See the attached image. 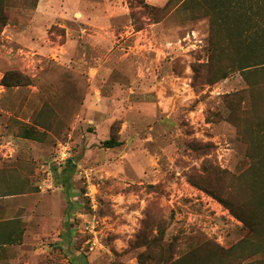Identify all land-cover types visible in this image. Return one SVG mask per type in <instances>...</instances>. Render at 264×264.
<instances>
[{
    "label": "rangeland",
    "instance_id": "1",
    "mask_svg": "<svg viewBox=\"0 0 264 264\" xmlns=\"http://www.w3.org/2000/svg\"><path fill=\"white\" fill-rule=\"evenodd\" d=\"M7 12L0 76L17 70L29 81L0 91V143L14 155L0 159L7 168L24 157L11 151L20 139L38 149L21 164L33 168L30 189L59 192L66 214L26 246L0 247V264H140L136 236L147 216L164 221L176 257L206 238L229 247L245 236L229 209L188 180L206 159L233 172L247 165L221 102L245 87L242 76L193 83L192 64L206 59L207 18L182 8L154 17L134 0H39L35 8L19 0ZM28 126L36 139L22 136ZM114 132L121 143L105 147ZM62 144L70 149L58 161ZM29 181L0 177V193L25 191Z\"/></svg>",
    "mask_w": 264,
    "mask_h": 264
},
{
    "label": "trees",
    "instance_id": "2",
    "mask_svg": "<svg viewBox=\"0 0 264 264\" xmlns=\"http://www.w3.org/2000/svg\"><path fill=\"white\" fill-rule=\"evenodd\" d=\"M18 1L0 0V33L8 23V7ZM23 1L31 8L37 7L39 2ZM134 1L149 8L154 17L182 8L189 11L193 19H208L206 59H198L192 64L193 83L194 86L213 85L240 73L245 87L223 94L221 102L228 110L223 119L236 127L238 138L247 146V165L240 172L222 168L212 159H206L200 173L188 175L192 185L216 198L243 223L245 236L229 247L206 238L176 257L173 253L175 241L165 243L167 226L164 221L155 223L147 216L136 236L137 247L145 248L138 255L139 262L264 264V0H167L162 7L149 5L145 0ZM27 81L29 79L17 70L6 71L2 78L6 87ZM212 115L222 118L219 111ZM207 119L213 121L211 115ZM37 134L38 130L29 126L22 132L25 138L36 139ZM120 143L114 132L103 145L111 148ZM201 151L206 153L207 150Z\"/></svg>",
    "mask_w": 264,
    "mask_h": 264
},
{
    "label": "crops",
    "instance_id": "3",
    "mask_svg": "<svg viewBox=\"0 0 264 264\" xmlns=\"http://www.w3.org/2000/svg\"><path fill=\"white\" fill-rule=\"evenodd\" d=\"M2 73L0 72V75ZM4 73L0 76L2 80ZM2 77V78H1ZM4 90V85L0 83ZM4 99V96L0 95V103ZM6 99V98H5ZM4 110L3 107H0ZM8 113V111H6ZM5 127L0 126V133H3ZM19 139V138H18ZM7 146L4 141L0 143V153L6 157H14L13 153L7 155L4 150ZM38 150V149H37ZM34 146L24 145L22 140L16 141L11 146L12 152L23 151L25 156L21 159H16L14 164L0 170V177L8 176H27L30 178L31 184L25 191H8L0 193V247L4 248H17L28 245L26 242L20 243L22 240L37 239L42 234H47L50 229H54L57 225L56 218L61 216L63 218L66 214L64 211V202L61 201L59 192L46 193L35 189L32 173L33 168L22 169L21 164H28L31 162L35 152ZM38 155H35V158ZM36 160V159H35ZM3 160L0 159V167H3ZM64 184L67 186V177L64 178ZM70 222L66 220L64 227H69Z\"/></svg>",
    "mask_w": 264,
    "mask_h": 264
},
{
    "label": "built area",
    "instance_id": "4",
    "mask_svg": "<svg viewBox=\"0 0 264 264\" xmlns=\"http://www.w3.org/2000/svg\"><path fill=\"white\" fill-rule=\"evenodd\" d=\"M70 147L68 146V144H62L61 145V149L59 151V154L58 156L55 158V160H58V161H64L67 159V153L69 151Z\"/></svg>",
    "mask_w": 264,
    "mask_h": 264
}]
</instances>
